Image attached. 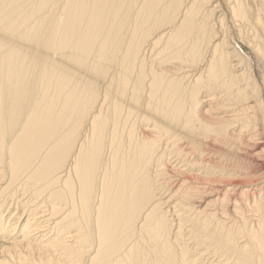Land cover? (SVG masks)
Instances as JSON below:
<instances>
[{"label":"bare ground","instance_id":"6f19581e","mask_svg":"<svg viewBox=\"0 0 264 264\" xmlns=\"http://www.w3.org/2000/svg\"><path fill=\"white\" fill-rule=\"evenodd\" d=\"M0 264H264V0H0Z\"/></svg>","mask_w":264,"mask_h":264},{"label":"rangeland","instance_id":"374dc122","mask_svg":"<svg viewBox=\"0 0 264 264\" xmlns=\"http://www.w3.org/2000/svg\"><path fill=\"white\" fill-rule=\"evenodd\" d=\"M231 38H232L233 44H236V46H241L242 47V45H240L241 44L240 39H239V37L236 34L232 33L231 34ZM247 50H248V52H247ZM247 50L244 48V50H242L241 52H242L243 55H247V56L250 57L251 62L255 66V68L257 66V68H256L257 69V74H258V77L260 79V78H262V71H260V68L258 66V60L255 58L256 55L251 50H249V49H247ZM252 56H255V57H252ZM260 81L262 82V79H260ZM251 146H252V144H251Z\"/></svg>","mask_w":264,"mask_h":264}]
</instances>
